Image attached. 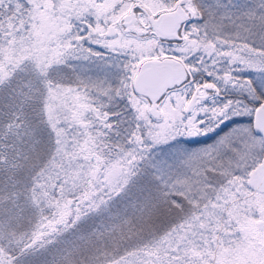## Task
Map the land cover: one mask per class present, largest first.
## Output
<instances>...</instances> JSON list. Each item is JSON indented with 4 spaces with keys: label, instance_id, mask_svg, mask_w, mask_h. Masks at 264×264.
Here are the masks:
<instances>
[{
    "label": "snow or ice",
    "instance_id": "snow-or-ice-1",
    "mask_svg": "<svg viewBox=\"0 0 264 264\" xmlns=\"http://www.w3.org/2000/svg\"><path fill=\"white\" fill-rule=\"evenodd\" d=\"M0 264H264V0H0Z\"/></svg>",
    "mask_w": 264,
    "mask_h": 264
}]
</instances>
